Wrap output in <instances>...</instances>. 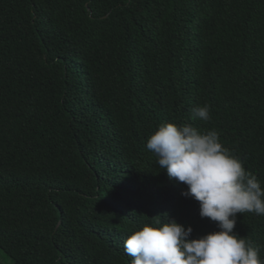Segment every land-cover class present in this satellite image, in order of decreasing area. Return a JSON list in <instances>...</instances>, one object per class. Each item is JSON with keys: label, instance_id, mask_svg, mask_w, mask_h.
I'll return each mask as SVG.
<instances>
[{"label": "trees", "instance_id": "obj_1", "mask_svg": "<svg viewBox=\"0 0 264 264\" xmlns=\"http://www.w3.org/2000/svg\"><path fill=\"white\" fill-rule=\"evenodd\" d=\"M166 123L214 129L264 188V0H0L9 264H131L156 221L218 231L146 147ZM235 231L264 260V216Z\"/></svg>", "mask_w": 264, "mask_h": 264}, {"label": "clouds", "instance_id": "obj_2", "mask_svg": "<svg viewBox=\"0 0 264 264\" xmlns=\"http://www.w3.org/2000/svg\"><path fill=\"white\" fill-rule=\"evenodd\" d=\"M192 113V119H211L209 105ZM146 147L170 180L187 186L182 195L199 202L201 218H209L219 230L191 239L193 228L174 219L146 224L124 241L131 264H264L260 247L235 231L238 214L264 216V188L223 146L217 131L161 124Z\"/></svg>", "mask_w": 264, "mask_h": 264}, {"label": "rangeland", "instance_id": "obj_3", "mask_svg": "<svg viewBox=\"0 0 264 264\" xmlns=\"http://www.w3.org/2000/svg\"><path fill=\"white\" fill-rule=\"evenodd\" d=\"M0 259L6 264L10 263V260L7 259L6 256L2 252H0Z\"/></svg>", "mask_w": 264, "mask_h": 264}]
</instances>
